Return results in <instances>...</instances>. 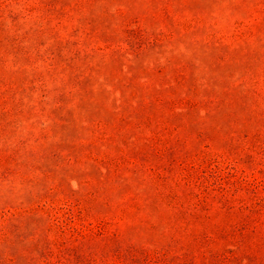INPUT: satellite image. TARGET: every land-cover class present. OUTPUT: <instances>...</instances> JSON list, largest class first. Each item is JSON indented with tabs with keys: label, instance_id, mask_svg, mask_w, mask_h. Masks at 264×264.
<instances>
[{
	"label": "rangeland",
	"instance_id": "rangeland-1",
	"mask_svg": "<svg viewBox=\"0 0 264 264\" xmlns=\"http://www.w3.org/2000/svg\"><path fill=\"white\" fill-rule=\"evenodd\" d=\"M0 264H264V0H0Z\"/></svg>",
	"mask_w": 264,
	"mask_h": 264
}]
</instances>
